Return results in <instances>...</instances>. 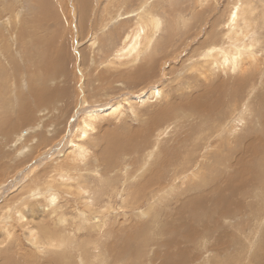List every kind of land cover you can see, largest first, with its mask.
Instances as JSON below:
<instances>
[{
  "label": "rangeland",
  "instance_id": "374dc122",
  "mask_svg": "<svg viewBox=\"0 0 264 264\" xmlns=\"http://www.w3.org/2000/svg\"><path fill=\"white\" fill-rule=\"evenodd\" d=\"M6 1L10 3L9 9L4 6L5 3L8 4ZM79 1L0 0V50L2 52H0V74L8 79L0 83V90L4 92V98H0V120L1 123L3 122L1 130L3 134L0 135V215L6 213L8 208L7 213L10 214V218L2 219V215L0 216V264L5 262L19 264L22 259L27 258L28 254L32 258H29L30 264L34 261L33 257L39 261L48 259V256H45L48 253L43 252L41 256L40 247L36 248V244L28 240L26 228H36L40 225L42 227L37 229L40 237L43 236L41 239L44 238L47 241V236L54 229L51 233H58L65 237L69 235L70 239L73 237L74 241H78L83 248L82 252L86 253L87 264H92L93 255L104 248L109 253L100 254V258H107L110 254L116 258L117 255L115 264L119 261L122 263L124 257L126 260L137 253L139 255V252L142 253L138 256L140 264H161L163 260L160 258L163 257L165 249L169 250V246V252L174 248V251L170 253H176L178 249L185 248V251L190 249L186 255L187 262L182 261L179 264H264V208L260 210L259 206L262 202L257 203L258 195L263 192V188L254 191L252 189L250 193H237L235 196L232 192L226 193V204L233 196L230 203L235 205L233 211L237 213L236 216L221 220V217L217 215L212 218L206 215L200 223H197V229L195 227L189 230V228V233L193 232L192 242L204 239L203 235L205 237L198 248L191 249L195 244L188 243L182 238L181 229L185 227H180L178 223L182 218L179 206L184 201L188 205V199L194 195H203L202 203L208 207V211L210 210V201L219 198L216 191L224 185L226 178L237 174L234 165L235 154L238 155L243 151L247 153L249 148H254L257 153H261L264 147V131L257 123L255 115L259 113L264 116V0H148L147 9L158 15L161 28L155 35V43L152 44L153 53L149 54L150 49L145 56L146 59L139 60L136 66L128 64L127 58L118 59L115 55L123 36L136 28L137 22L140 21L136 12L141 0H85L84 7L80 6ZM236 1V6L238 5L240 10L239 19L244 14L243 3L250 1L255 6V9L253 7L255 23H251L253 20H250L249 26L252 31L246 36L239 34L240 41H234L229 46L227 43L223 45L227 46L228 53L232 54L235 50L239 51L235 45L241 48L242 44L249 43L251 40L255 44V52L258 53L257 67L260 74L256 79V88L248 99L253 102L251 107L254 106L246 118L248 130L241 131L244 125L242 121H235L237 126L230 128L235 123L232 119L229 126L222 131L221 136L214 134L200 141L203 147L194 156L199 162L201 154H206L203 161L212 164H208L203 172L205 175L208 170V184L205 187L196 188L192 192H183L181 195L174 193L176 191L172 186L162 189V192H158L154 197L152 187L146 190L140 189L137 195L131 194V196H138L136 200L132 199L128 194V188L132 193L133 182L140 181V176V178L144 176L146 178L151 174L152 169L156 168L157 163H162L163 154L169 151L166 149L171 148L168 154H178L175 161L182 160L184 138H190L197 130L201 133L219 116L220 107L209 111V115L205 118V125L198 123L199 118L184 116L180 125L183 129L176 130L178 132L184 130V134L177 135L179 137L178 151L177 147L172 148L177 142L168 140V136L173 137L177 133L173 131L170 135L161 136L164 140L159 142L160 148L157 149H160V152L163 149L167 152L163 150L162 153H157L156 155H161V158L151 160L140 171L139 164L147 154V147L156 143L154 136L143 138L140 131L145 132L149 124L148 119L158 107L168 101L180 103L197 92L202 82L201 75L196 70L197 65H193L198 56V47L207 42H221L222 35L225 37L222 31L228 21L225 12H228ZM7 22L10 23L8 26ZM254 31L255 35H253ZM56 48L60 55L64 52L66 54L63 60L65 63L61 66L63 61L59 60L61 56L56 57ZM148 57H150L149 62ZM241 57L244 58V56ZM236 58L240 57L236 54ZM54 65L59 70H52ZM205 69L206 80L210 81V76L216 74H220L221 78L226 77L228 65L224 64V70H218L213 75L207 67ZM134 72L139 73L138 76L130 77ZM148 85L159 86L162 96L159 103L147 102L137 107L124 101L126 96L138 94L144 88V95H146ZM34 86L36 89L33 88ZM204 87L202 86V89ZM114 101L122 103L121 112L116 118L100 116L93 119L90 125H85L88 119L81 118L80 110L83 103L90 105ZM9 107L11 110L7 109ZM173 109L176 111V108ZM28 113H32L30 118L27 116ZM83 117L87 118L85 113ZM83 130L86 134L81 133ZM240 131L244 134L242 138L237 136ZM128 136L135 140L130 141ZM77 144L84 148V155H78L74 147ZM104 151L110 154L109 158ZM195 157L191 159V162L195 161ZM225 159L227 163H224ZM108 162L111 164L109 165ZM168 164L162 165L163 168L175 166L172 162L169 166ZM195 165L196 163L190 167V164H187L191 184L198 183L197 176L192 173ZM183 167L186 165L178 166V169ZM261 170L262 168L257 167L256 161H253L250 167L242 171L244 180L251 179L258 173L257 182H259L264 176ZM67 171L70 173L68 175L73 176L70 178L63 176L62 172L68 173ZM137 172L141 175L138 174L139 176L135 177ZM189 176L186 175L179 182L182 179L180 177L176 182L177 187L183 186V181H187ZM61 181L72 185L71 187L63 186L60 184ZM150 181L147 179V182H153V180ZM48 184L55 187L52 191L56 196L55 204H49V196L45 195L22 200V197L36 185L41 191ZM82 188L88 190L90 194L93 192L97 195L104 192L105 188L108 190L107 193L104 192L105 195L101 194L104 197L102 199L107 201L108 209H103L102 212L98 209L94 221L92 215H89V224L80 214L81 211L89 214ZM46 189L50 190L48 187ZM99 191L100 194H98ZM124 193L127 194L125 201L122 199ZM100 196H97L98 199L93 207L98 208L100 205ZM16 208L24 214L25 217L22 220L24 224L16 220ZM142 210H147L148 214L141 216L139 213ZM255 213H258L259 222L254 218ZM167 216L176 217V221H172L173 225L166 227L171 234L163 226ZM154 219L158 220L156 230L151 234V226L146 223L147 231L144 235L143 221L153 222ZM78 226L82 228L77 229ZM177 228V231H171ZM65 229L71 232L67 233ZM117 229L123 231L120 239L124 238L125 243L120 241L121 246L114 239ZM127 231L133 234H131L132 237L128 236ZM139 237L141 242L136 240ZM171 238L186 241L188 248L187 243L182 244V241L166 247V242H170ZM143 240H145V246L142 250ZM122 243L127 247L123 248ZM208 243L212 246L210 247ZM130 246L133 249L129 248ZM18 251L20 253H17ZM3 256H9L10 260L12 257L16 259L8 263ZM74 257L77 259L76 252L70 251L69 260H64L77 264L78 261H75ZM144 257L147 258L144 259ZM112 262L110 258L106 264ZM132 264H136L135 259Z\"/></svg>",
  "mask_w": 264,
  "mask_h": 264
},
{
  "label": "bare ground",
  "instance_id": "6f19581e",
  "mask_svg": "<svg viewBox=\"0 0 264 264\" xmlns=\"http://www.w3.org/2000/svg\"><path fill=\"white\" fill-rule=\"evenodd\" d=\"M22 1H25V0H22ZM6 2H8V1H6ZM147 2H148V0H143V1L141 0L140 5H138L139 9L136 12L138 14V18L140 19V21L137 22L136 28H134L132 31L126 33L125 36H123L122 43L119 45L118 50H117L118 51L117 55H115V56L118 57V59L119 58H127L126 62H128V64H131L132 66H134L136 63L138 64L139 60L146 59L145 56L150 51V49H151V53H149V54L153 53L152 44L155 43V40H156L155 35H156L157 32H159V30L161 28L160 27L161 26L160 18L158 17V15H156V13L153 14L152 11L147 9ZM79 3H81L80 6L84 7L85 0H80ZM9 4H10L9 2H8V4L7 3L4 4L6 9L7 8L9 9ZM236 4H237V1L232 6V8L230 10L228 9V12L227 11L225 12L227 14L228 21H227V24L224 26L225 28L222 31L223 34H225V37H224V35H222L221 42H219V43H215L214 41L213 42H207V43L202 44L201 46L198 47V50H197V52H198L197 55L198 56H197L196 62L193 63V65H197V69L196 70L201 75V81L202 82L199 85L197 92L193 93L194 95L191 98L183 99L180 103H176L175 101H168L164 105L158 107L156 109V111H154L152 117L148 119L149 120V124L146 127L145 132H141L140 131V133L143 136V138H144V136H146L147 138H150V137L154 136L153 139L156 142L155 144L147 147V154H145L144 160H142L141 163L139 164L140 171L143 170L144 166L146 164L148 165L151 160L155 161V158H157V157L161 158V155H159V156L156 155L157 153H162L163 150H164L163 149L162 152H160V149H157V148H160L159 147V142L161 143V141L164 140V139L161 138V136L170 135L173 131L175 133H177L173 137L168 136V140H172L173 143L177 142V144H175V145L173 144L174 147L172 146V148L176 149V147H177V151H178L179 137L177 135L179 133L184 134V130L183 131L181 130L180 132H178L176 130L178 128L179 129H183V127H180V125H182L181 123H182V120H183L184 116L186 118H190V117L199 118L198 123L200 125H205V118L209 115V111L220 107L221 108V112H220L219 116L214 120L213 124L208 126L201 133L197 130L190 136V138H186V137L184 138V143H183L184 144V150L181 151L182 160H176L175 161V157L178 154H173V153H171L173 155L168 154V152L171 151L170 147H169L170 149L169 148L166 149V150H169L168 152L164 150V152H167V154H163L162 163L161 164L157 163L158 165L156 166V168H153L151 174L149 176L147 175L146 178H145V176L140 178L141 177L140 176L139 177L140 181L133 182V184H132L133 192L132 193H131V189L128 188V194L130 195V197L132 199L136 200L138 198V196H131V194L134 193V195H137V193L139 192L140 189L146 190V189H149V188H152V187H153L152 189L154 191V192L152 191L153 192L152 193L153 197L156 196V194L158 192H160L162 189H168V188H170L172 186L174 187V190L176 191L174 193L181 194V195H182L183 192H185V193L188 192V191L192 192V191H195L196 188L205 187V185L208 184V179H207L208 170H206L205 175H203V172H204L205 167L208 166V164H209V163H205L203 161V158L206 157V154H201L199 162H198L197 158L194 156V154L200 152L201 148L203 147V145L201 144L200 141H202L204 139H207L210 136H213L214 134H216L217 136H221L222 131L227 126H229V124L231 123L232 119L234 120V122L235 121H238V122L242 121L244 123L243 127H241V131L246 132L248 130V128H247L248 125L246 124V122H248V120H246V118H248V112L251 109L254 108V106L251 107V104L253 102H251L248 99L251 97V94L253 93L254 89L256 88V85H257L256 84V79H257L258 75L260 74V70H258V67H257L258 53L255 52V50H254V45L255 44L251 40H250L249 43L242 44L240 46L241 48H239L238 45H235V47H237L239 49V51L235 50L234 52H232V54H229L228 53V49L229 48L227 46H223V45L227 43L228 46H229V45L233 44L234 41H240L241 39L238 37L239 34H243V36H246V35H248L249 32L252 31V28L249 29V26H250V20H253L251 23H255L254 18H253L254 17L253 7L255 9V6L250 1L246 2V3H243L245 6L244 7L241 6V7L243 8L242 11L244 12V14H243V17L241 19H239L238 14H239L240 10H239V6L238 5L236 6ZM233 8H234V10L232 11ZM9 24L10 23L7 22L6 25L8 26ZM253 35H255V31L253 32ZM93 43H95V42H93ZM55 50H56V57H60L61 56L59 58V60L60 61L65 60V58H66L65 52H64L63 55H60V52H57L58 49L56 48ZM0 52H1V50H0ZM236 54L240 57L239 59L236 58ZM241 56H244V58L242 59ZM149 60H150V57L147 58L148 62H149ZM64 63L65 62L63 61L60 64V66L62 64H64ZM224 64L228 65V71H226V77L221 78L220 74L213 75L218 70H224ZM246 64L250 65V67L248 65H246ZM142 66H143V64L140 66L141 69H142ZM152 67H153V65H152ZM205 67H207V69H209L210 73L213 75V76H210V81L206 80L207 78H206L205 74H206L207 71H206ZM52 70L57 71L59 69L54 65V68ZM138 74L139 73L134 72L133 75H131L130 77H133V76L137 77ZM48 79H50V78H48ZM7 80L8 79L6 77H3V75L0 74V83L6 82ZM37 82H35V83L37 84ZM31 84H34V83H31ZM148 86H149V89H148V93L146 95H144L145 94V92H144L145 88H144L138 94L132 95L130 97H129V95L126 96L124 98V101L129 103V104H131V105L134 104L137 107H139L140 105H143V104H145L147 102H149V103H153V102L159 103L161 101V98H162L159 86H157V87L155 85H148ZM202 86H205V87L202 89ZM33 88L36 89L35 86ZM35 91H37V90H35ZM30 92H31V90H30ZM6 95H8V94H6ZM30 96H31V94H30ZM44 97H43V99H44ZM0 98H4V92L1 91V90H0ZM171 98L173 99L174 97L172 96ZM261 101H263V98H261ZM261 101H260V103H261ZM257 103H256V105H257ZM82 105L83 106L80 109L81 110V118H84V120L88 119V123H86L85 125H90V122H92V120L95 119L96 117H100L101 116V117H104V118H108V117L114 116V118H116V116L121 112L120 109H121L122 103L120 101H114V102H108V103H104V104H90V105H88V103L85 102ZM173 108H176L175 110L177 112L174 111ZM222 108H223V110H222ZM7 109L11 110V107H9ZM84 113H85V116H87V118L83 117ZM31 114L32 113H28L27 116L30 118ZM17 115H19V114H17ZM21 115H22V113H21ZM255 115H256V118H257V121H258L257 123L261 126V129H263V131H264V116L259 114V113H255ZM244 120H246V121L244 122ZM233 126L236 127L237 123L235 122L234 125H231L230 128H233ZM251 126H252V122H251ZM251 126H250V128H251ZM141 128H142V126H141ZM2 129H3V122L1 123V120H0V135L3 134L1 132ZM241 131H240V134L237 135V136H240V138H242V134H243V133H241ZM81 133L82 134H86V131L83 130ZM155 133H156V135H155ZM155 136H156V138H155ZM243 136H244V134H243ZM125 137L127 138V136H125ZM69 138H70V136H69ZM69 138L67 139V143L69 142ZM119 139H120V136H119ZM131 139L132 138L129 137L130 141H131ZM132 140H135V139H132ZM138 140H136V141L139 143ZM136 141H135V143H136ZM150 143H151V141L149 142V145H150ZM74 147H76V149L78 151V155H84L85 154V150L80 144L74 145ZM207 147L209 149V145ZM229 148L231 149V146H229ZM161 149H162V147H161ZM208 149H207L206 153L208 152ZM107 150H108V148H107ZM104 154L106 155L107 153L105 152ZM109 155L107 154L106 157L109 158L108 157ZM111 157H112V155H111ZM193 157L196 158L195 161H194L196 163V165L192 169V173H194V175H196L197 178H198V183L197 184H191L190 183L191 177L187 173L188 170H189L188 167H187V164H190V167H192L195 164L194 162H191V159ZM242 157H244V158L242 159ZM103 160H105V158ZM235 160L236 161H235L234 165H235V167L237 169V171H236L237 174L232 175V176H230V177L225 179L226 182L224 183V185L216 191L219 198L217 200L210 201L211 207H210L209 211L207 209L208 207H206L204 205V203H202V200H203V197H204L203 195H194L192 198L188 199L189 200L188 203H187L188 205H186L185 201H184L179 206L182 218H181V220L178 223H179L180 227H185L186 228V229L185 228L181 229V232H182V238L186 239V241H188V243L192 242V237H193V232L189 233L190 232L189 230H193L196 227L197 223L201 222V220H202V218L204 216L206 217V215H209V218H212L213 216L217 215L218 217H221V220L222 219L223 220L231 219V218L236 216L237 213L233 211V208L235 207V205H232L230 203V201H231L233 196H231V198H229L230 200L227 201V204L225 203L226 200H227V199H225L226 193H228V192H232L234 194V196H235L237 193H241V192H249L250 193V191L252 189L254 191V190H259V189L263 188V192H261L258 195L257 203L258 202H262V203H260V206H259L260 210L262 208H264L263 207L264 206V176H263L262 179H260L259 182H257V179H258V173H257V176L255 175L256 177L254 176L251 179L245 178V180H247V181H245L244 178H243L244 174L242 173L243 169H246V168L250 167L252 165L253 161H256L257 167L262 168V170L264 172V147H263L261 153H257L254 148H249L247 153H245L243 151V152H241L238 155L235 154ZM116 161H118V160H116ZM226 161L227 160L225 159L224 163H227ZM156 162H157V160H156ZM171 162L175 163V166L173 165L174 167L170 166L171 168H169V167L167 168V166H166V169L163 168L162 165H167L168 163L171 164ZM245 162H247V163H245ZM109 163L110 162H108V164ZM151 163H153V162H151ZM114 164H116V163H114ZM169 164H168V166H169ZM112 165H113V163H112ZM181 165H186V167L178 169V166H181ZM209 165H212V164H209ZM62 174H63V176H68L69 178L73 176V175L72 176L68 175V174H70L69 172L68 173H63L62 172ZM138 174L139 173L137 172L135 177L136 176L138 177L139 175H141V174H139V175ZM186 175L189 176L187 181L184 180L183 181L184 185L177 187V184H176L177 180L180 179V177H182V179H180L179 182L182 181L183 178L186 177ZM147 179L151 180V181L153 180V182L149 183V182H147ZM80 180H81V178H80ZM234 182H236V183H234ZM123 183H125V182H123ZM229 183H234V184L230 185ZM60 184L63 185V186H68L70 183L61 181ZM71 185H69V186L71 187ZM80 186H82V185H80ZM47 187L50 190L46 189ZM99 187H100V185H99ZM30 188H32V187H30ZM54 188L55 187H53L52 184H48L44 189H41V191H40V189L36 185L34 188H32L30 191H28L25 196L22 197V200L25 201V199H27L29 197L31 198V197L38 196V195H43V196L45 195V196H49V204H55L56 196L52 192ZM91 189L92 188H90V190ZM82 190H84L83 193H85V197L84 198L86 200V205H88V208H86V209H88L87 211L89 212V214L87 212H84V211H81L80 214L85 219L84 221H87V223L89 224V215H92V218H93V221H94V216L98 212V209H100V212H102L103 209H106V210L108 209L107 205H106L107 201H106V199L103 200L102 199L103 196L101 195L104 192L107 193L108 190H106V188H105V191L102 190L104 192H102L101 194H100V191H99L98 194H100L101 196L97 195V194H94L93 192H92L93 194L92 193L90 194V193H88L89 191L84 189V188H82ZM232 193L231 194L229 193V194L232 195ZM87 195H89V196H87ZM104 195H105V193H104ZM97 196H100L101 199L99 201L100 205L98 206V208H95L93 206L95 205V202L98 199ZM126 196H127V194L124 193L123 197H122L123 201H125L127 199ZM233 202H234V200H233ZM207 206H209V205H207ZM8 210H9V208L7 209V212H8ZM7 212L1 214L2 215V219L10 218V214L7 213ZM16 214H17L16 220L20 221V224H24V222L22 220L24 219L25 216L22 213V211L19 210V208H16ZM139 214L141 216L147 215L148 211L147 210H142ZM175 218H172V216H167L166 222L163 225L164 228L166 229L167 226L171 227V225H173L172 221L173 220L176 221ZM254 218L256 220H258V222H259L258 213H255ZM213 220H214V218H213ZM62 221H63V219H62ZM143 223L145 224L144 235H145V232L147 231L146 223L150 224V226H151V234H152L153 231L156 230L155 227H157L158 220L154 219L153 222H151V220H148V221H143ZM40 226L42 227V225H40ZM40 226H38V227H40ZM67 226H69V225H67ZM3 227H6V225H3ZM38 227H36V228L35 227H27L26 228V230L28 232V235H29L28 240H29V242L31 241L32 244H36V248L40 247V250H41V254L40 255L41 256L43 255V252H44V254L48 253L47 255H45V256H48V259L46 258L45 261H39L37 258L33 257L34 261H31V264H73L71 261H70V263H68L66 260H64V259L69 260L68 259V253L70 251L76 252L77 259L75 257H74V259H75V261L76 260L78 261L77 264H87L86 263V261H87L86 253L84 251L82 252L83 248L78 243V241H74L73 237L70 239L69 235H67L65 237V236L58 235V233H56V234L54 233L53 234L51 232H54L53 231L54 229H52V230L50 229L51 231H50V234L47 236V241H46V240H44V238L41 239L43 236L40 237L41 235L39 234V230L37 229ZM44 227H45V224L43 225V228ZM76 228L77 229L78 228L81 229L82 227L78 226ZM119 229H122V228H119ZM119 229H117V233L115 234L114 239H116V242L118 244H120V246H121L120 241L122 242L124 240V238L122 240L120 239V238H122L121 235H123L122 234L123 231L119 230ZM195 229H197V227ZM177 230H178V228L177 229H172L171 231L174 232V231H177ZM253 230H255V228H253ZM59 231L61 232V230H59ZM59 231H56V232H59ZM140 231H141V229H140ZM195 231L196 230H194V232ZM244 231L245 230H243V232ZM68 232L69 231H67V233ZM167 232L169 234H171L169 230H167ZM44 233L45 234L47 233V232H45V229H44ZM127 233L129 234L128 235L129 237H132L133 234L130 231H127ZM38 234H39L40 238L38 237ZM195 234H196V236H198L197 233H195ZM241 234H242V232H241ZM199 235H200V231H199ZM201 235H202V233H201ZM168 236H172V235H168ZM202 237L205 239L204 235ZM134 238H132V239L134 240ZM151 238H153V236ZM144 239H145V237H144ZM200 239H202V238H200ZM204 239H202V240H204ZM136 240H138V242H141L140 237L138 239H136ZM202 240H198V241L192 242L195 245H193V247L191 249H195L196 247L197 248L200 247L201 246L200 244L202 243ZM178 241H182V240L181 239L178 240L176 238H173L170 242H168V241L166 242L167 243L166 247L169 246V245H172V244L176 245V244H178ZM183 242L184 241H182L181 243L182 244H186L187 243V242L186 243L185 242L183 243ZM164 243H165V241H164ZM188 243H187V248H188ZM138 245H139V243H138ZM125 246L122 243V247L124 248ZM144 246H145V240H143L142 243H141V249L142 250L144 249ZM164 246H165V244H164ZM209 246H210V244H209ZM112 248H114V247H112ZM129 248H132V247L130 246ZM162 248H164V247H162ZM207 248L208 247H206V245H205V249H207ZM173 249H171V251H174ZM184 249H181V250L178 249L179 251L177 250L176 253L174 252L175 253L174 254V253H170L171 251L169 252V250H170V246H169V250L165 249L163 257L160 258V259L163 260V262L161 264H179L182 261L187 262L188 256H186V255H187L188 252H190V249L187 250V251H185ZM109 250H111V249H109ZM126 250L130 251V249H128V248ZM142 250H139V251H142ZM156 251H157V249H156ZM105 252H108L106 250V248H104L102 250H99V252L95 253L93 255V259H92L91 263L92 264H106V261L110 260V258H111L113 260V262L111 264H115V262L117 260L116 259L117 255H116V258H113V256L111 254L107 258H105V257H103L102 259L100 258V254H104ZM119 252H120V250H119ZM4 253H5V251H4ZM17 253H20V252L18 251ZM158 253H159V251H158ZM120 254H121V252H120ZM137 254L133 255V257L127 258L126 260H125L126 257H124V259H122L123 260L122 263L119 261L116 264H132L133 259H135L136 264H140L138 256L142 255V253L139 252V255H137ZM13 255L14 254H12V256ZM37 257H39V256L37 255ZM29 258H31V256L28 254L27 258L26 259H22L21 263H19V264H30V262H29L30 259ZM146 258L144 257V259H146ZM4 259H5V261H8V263H9L10 261H12V260H14L16 258L12 257L11 260H10L9 256H5ZM63 260H64V262H63ZM0 263H1V261H0ZM6 263L7 262L2 263V264H6ZM13 263L17 264L16 262H13ZM74 264H75V262H74Z\"/></svg>",
  "mask_w": 264,
  "mask_h": 264
}]
</instances>
